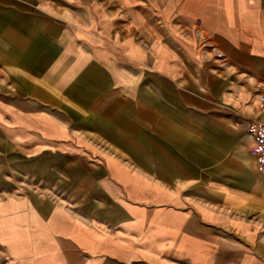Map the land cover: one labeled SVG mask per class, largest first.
Returning a JSON list of instances; mask_svg holds the SVG:
<instances>
[{"label": "crops", "instance_id": "crops-1", "mask_svg": "<svg viewBox=\"0 0 264 264\" xmlns=\"http://www.w3.org/2000/svg\"><path fill=\"white\" fill-rule=\"evenodd\" d=\"M0 45V143L88 200L0 196L17 263L264 264V172L195 158L264 115V0H0Z\"/></svg>", "mask_w": 264, "mask_h": 264}, {"label": "rangeland", "instance_id": "rangeland-1", "mask_svg": "<svg viewBox=\"0 0 264 264\" xmlns=\"http://www.w3.org/2000/svg\"><path fill=\"white\" fill-rule=\"evenodd\" d=\"M3 37L4 36H1V38ZM6 38V43H13V35H7ZM41 38L51 39V37L48 36H42ZM198 42L200 45L204 46L200 42V38ZM2 45H0V48L3 49ZM214 45L217 46L216 44ZM212 57L217 65H224L227 63V60L223 62L216 60L213 54ZM0 58L3 59L4 55L0 54ZM13 70L14 68L12 67L0 66V75L3 77L4 75H8L9 71ZM255 102L257 101H252L251 105H255ZM215 122L230 123L229 126L231 130L229 133V140L222 141V137L215 132L212 150L213 155L209 158L210 160L208 162V158L205 159V145H199L198 153L195 157L198 161V167L200 168L207 164L209 166L208 169L211 171L232 172L239 169L238 166L240 163L247 172L259 171L258 168L264 172V168L259 167L255 162L256 165H254L253 159L251 160L247 155L249 152L250 139L246 132V127H243L244 125L238 119L232 117H220L217 120L215 119ZM201 138V134L199 133V141ZM203 143L206 144L204 141ZM50 159L51 158H44L42 161L36 163L22 162L20 156H18L15 151L0 143V196L31 192L38 197H45L51 204L59 202L76 208H78L81 203L88 201L84 195L71 194L73 191L71 183L75 182L74 180L63 179L60 174H56L57 170L61 171L67 168L68 164ZM75 170L85 171L83 168L79 167H76ZM6 200H10V197L6 198ZM14 213L13 210H9L6 204L0 203V264H20L16 262L18 257L21 254L29 252V244L18 241L19 230L16 228V225H12L14 222L12 214ZM24 213L26 216L23 215V218L26 220L28 218V213ZM19 222L20 221H18V223ZM26 264H29V262H26Z\"/></svg>", "mask_w": 264, "mask_h": 264}, {"label": "built area", "instance_id": "built-area-1", "mask_svg": "<svg viewBox=\"0 0 264 264\" xmlns=\"http://www.w3.org/2000/svg\"><path fill=\"white\" fill-rule=\"evenodd\" d=\"M193 32L196 38H200V42L210 49L216 60L222 62L227 60L226 54L215 46L199 28H194ZM246 132L250 139L249 154L255 159L259 167L264 168V115L251 120L246 126Z\"/></svg>", "mask_w": 264, "mask_h": 264}, {"label": "bare ground", "instance_id": "bare-ground-1", "mask_svg": "<svg viewBox=\"0 0 264 264\" xmlns=\"http://www.w3.org/2000/svg\"><path fill=\"white\" fill-rule=\"evenodd\" d=\"M202 43V42H201ZM254 162L256 163L255 159H254ZM257 164V163H256Z\"/></svg>", "mask_w": 264, "mask_h": 264}]
</instances>
